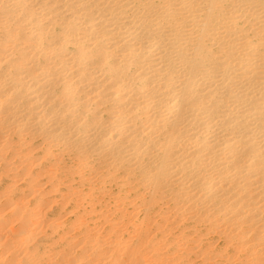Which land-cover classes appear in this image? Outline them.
<instances>
[{
    "label": "bare ground",
    "instance_id": "bare-ground-1",
    "mask_svg": "<svg viewBox=\"0 0 264 264\" xmlns=\"http://www.w3.org/2000/svg\"><path fill=\"white\" fill-rule=\"evenodd\" d=\"M0 264H264V0H0Z\"/></svg>",
    "mask_w": 264,
    "mask_h": 264
},
{
    "label": "rangeland",
    "instance_id": "rangeland-1",
    "mask_svg": "<svg viewBox=\"0 0 264 264\" xmlns=\"http://www.w3.org/2000/svg\"><path fill=\"white\" fill-rule=\"evenodd\" d=\"M218 242H221V241H218V240H217V242H214V245H215V246H220L221 243H218ZM215 243H216V244H215ZM219 244H220V245H219Z\"/></svg>",
    "mask_w": 264,
    "mask_h": 264
}]
</instances>
